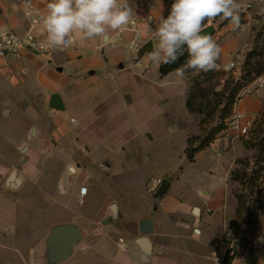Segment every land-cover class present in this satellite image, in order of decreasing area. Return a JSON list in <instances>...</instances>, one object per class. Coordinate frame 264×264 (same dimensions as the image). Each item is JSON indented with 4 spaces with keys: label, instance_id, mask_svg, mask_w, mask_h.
<instances>
[{
    "label": "crops",
    "instance_id": "0c3cea01",
    "mask_svg": "<svg viewBox=\"0 0 264 264\" xmlns=\"http://www.w3.org/2000/svg\"><path fill=\"white\" fill-rule=\"evenodd\" d=\"M26 2L0 0V26L20 36L32 32L46 43L42 24L34 28L25 16ZM173 3L130 0L133 17L141 22L124 32L121 44L113 42L110 30L101 37L77 36L68 48L60 47L48 56L26 53L21 59L0 58V93L34 119L26 138L15 147L16 161L9 164L10 159L0 154V188L20 190L27 182L37 185L41 178L53 181V190H39L47 208L29 207L33 212L22 230L17 223L0 228V264H224L237 209L229 184L237 152L232 148L240 147V138L222 134L195 155L193 162L206 161L207 151L216 158L195 199L173 194V181L164 195L156 197L151 188L159 177L154 179L151 173L144 174L140 191L133 182L137 162L149 160L143 156L144 147L160 135L158 124L188 131L184 154L199 125L187 108L188 73L182 78L175 71L162 76V63L128 50L134 39L158 43L159 16L167 17ZM237 3L252 6L249 13L240 12L243 30L252 32L264 21V0ZM47 4H40L43 15ZM150 15L152 20H148ZM242 45L235 39L225 42L221 48L227 56L224 66L235 62L229 57ZM262 92L264 88H257L254 94L241 95L234 110L258 115L264 106ZM53 95L61 97L64 110L51 108ZM27 97L35 102L24 100ZM13 98L20 99L15 102ZM4 113L9 117L11 111ZM261 206L256 264H264V179ZM143 221L153 222L150 253L136 244ZM59 226L76 227L81 238L65 259L51 260L48 240ZM217 227L223 229L220 237ZM119 237L129 242L128 252L118 247Z\"/></svg>",
    "mask_w": 264,
    "mask_h": 264
},
{
    "label": "rangeland",
    "instance_id": "374dc122",
    "mask_svg": "<svg viewBox=\"0 0 264 264\" xmlns=\"http://www.w3.org/2000/svg\"><path fill=\"white\" fill-rule=\"evenodd\" d=\"M255 17L259 20L262 18V16L258 14L255 15ZM208 23L209 22L206 21L205 25ZM211 23L215 29L217 28L218 30L217 34L215 31L212 38L221 48L229 39H235L239 44L243 45L229 57L238 64L241 71L239 75L226 71L224 60L227 56L222 53L216 62L217 68L214 71L196 72L191 69L187 70L189 91H193L197 98L195 108L196 110H203L205 113H195L197 122L200 124L201 120H203L207 114H213V119L210 124H208L207 128L214 127L221 122L222 109L225 103L230 99V94L234 89L239 88V95L237 98L244 94L249 95L257 92V81L259 77L256 78L255 76L257 70L264 68V21L259 26L254 27L252 32L243 30L245 21L242 19L241 26L236 30H233V26L229 20L220 17L215 18ZM225 26H228L226 28L227 31L218 34L219 30H222ZM249 54H251V56L247 64V56ZM262 75H264V73ZM13 99L17 102L20 98ZM24 100L33 103L35 99L27 97ZM262 101L264 103L263 92ZM26 105L28 106L30 104L27 102L25 106ZM7 109L11 111L9 117L4 113V110L6 111ZM230 116L225 119L224 123H226ZM33 120L32 115L25 111L22 106L18 109L15 108L8 103V97L2 92L0 93V154L10 159L9 164L16 161L18 154L16 153L15 147L26 138L29 128L33 125ZM157 126L160 135L155 136L144 147L143 156L148 157L149 160L147 163L141 161L137 162V166L132 173L133 182L136 184L138 191H140L144 174L146 172L151 173L154 175V179L159 177L160 180H167L170 184L173 181L174 186L171 189L173 194L185 195L186 200L191 198L195 199L198 196L199 188L205 184V179H208L207 176L209 173L207 169L216 162L215 156L211 151H207L204 155L206 161H188L184 154L186 144L184 137H186L188 131H186L185 128H166L165 125L161 126L160 124ZM256 128V135L259 133L260 129L264 131V124L261 123L260 119H258ZM200 135L201 129L200 125H198L195 134H191L190 138H195ZM221 135L222 133L219 136ZM241 143H239L240 147L236 146V148H232V150H236L237 152L234 153L235 160L231 167V173L239 172L240 174L237 178H233V175H231V182L229 183L230 190L235 197L241 193L248 195L249 200L256 209L261 206L262 181L256 185L251 182V178L256 168L259 166L256 164L258 151L246 148L244 144ZM14 167L15 165L13 164L10 169L13 170ZM52 182L50 178H41V180L37 182L38 186L33 182H27L20 190L0 188V228L6 225V223H17L19 224V229L22 230L26 225L27 218L33 212L29 207L42 206L47 208L49 204L43 200V195L39 190H53ZM72 196L74 197V195ZM241 227L242 230L246 228L244 225H241ZM222 231V227H217V234H219V237ZM230 234L227 246L230 244L231 240H237L236 244L239 246V257L242 258L241 260L244 264L248 250L245 246L242 247L240 245V239L234 232L230 231ZM249 238L251 239L252 236L250 235ZM6 243L11 244V240H6ZM219 250L223 252V247L221 246Z\"/></svg>",
    "mask_w": 264,
    "mask_h": 264
},
{
    "label": "clouds",
    "instance_id": "9594fccd",
    "mask_svg": "<svg viewBox=\"0 0 264 264\" xmlns=\"http://www.w3.org/2000/svg\"><path fill=\"white\" fill-rule=\"evenodd\" d=\"M27 0L25 6H29ZM241 5L237 0H174L167 18L159 16L155 29L158 43L147 53L152 63L173 64L184 54L188 59L175 69L183 77L189 69L214 71L222 49L209 34H202L211 21L229 20L233 30L241 26ZM135 15L130 0H49L41 17L50 46L65 47L81 39L101 37L127 25Z\"/></svg>",
    "mask_w": 264,
    "mask_h": 264
},
{
    "label": "trees",
    "instance_id": "16d2710c",
    "mask_svg": "<svg viewBox=\"0 0 264 264\" xmlns=\"http://www.w3.org/2000/svg\"><path fill=\"white\" fill-rule=\"evenodd\" d=\"M206 24V22H205ZM251 54L247 56V64ZM188 59V52L186 50L182 56L173 64H161L160 73L162 76H165L173 71L181 65L185 64ZM188 73V71H186ZM264 73V68L257 70L256 78L262 76ZM239 95V88H236L230 94V99L227 103H225L222 109L221 122L216 124L214 127L207 128L208 124H210L213 119V114H207L206 117L200 122L201 135L196 136L195 138H189L188 146L185 150V154L187 159L190 162L194 161L195 155L199 152L204 151L208 147H210L218 136L223 133L227 125L224 123L225 119L232 115L235 103L237 101V96ZM196 95L193 91H189L188 99H187V108L189 112L195 114H205L203 110H196L195 102ZM260 119L261 123L264 124V106L263 110L258 114L257 120L250 134L246 138H240L242 143L246 148L255 149L258 151L257 163L259 166L256 168V171L251 178V182L253 184H258L264 179V131L260 129L259 133L256 135L255 131L257 130L256 125ZM240 173H233L232 177H238ZM243 186L244 183L242 182ZM245 188V186H244ZM237 198V209H236V222L231 227V231L236 234V236L240 239V245L248 250V254L245 258L244 264H256L257 261V252L259 250V236H258V220L262 210V207L254 208V205L249 200L248 195L246 194H238ZM241 225H244L246 228L242 230ZM252 236L250 239L249 236ZM231 256L229 251L226 252L224 264L231 263Z\"/></svg>",
    "mask_w": 264,
    "mask_h": 264
},
{
    "label": "built area",
    "instance_id": "2783aa9c",
    "mask_svg": "<svg viewBox=\"0 0 264 264\" xmlns=\"http://www.w3.org/2000/svg\"><path fill=\"white\" fill-rule=\"evenodd\" d=\"M48 2L49 0H30L29 6L25 9V16L30 22L31 26L36 28L41 22V17L43 16L40 4L42 2ZM141 2H148L152 0H139ZM251 5L247 4L244 7L241 6L243 13H249L251 10ZM167 18V17H165ZM153 17L148 16V20H152ZM141 22V20L132 17L130 22L123 26L121 29L114 31L112 40L115 44L124 43V32L127 30H134L135 27ZM144 43L141 40L134 39L128 44V50L137 54L138 50ZM71 45V44H70ZM70 45L62 47L63 49L68 48ZM60 47L50 46L47 43L38 39L34 33L29 32L24 36H20L13 30L0 26V58H5L12 56L17 59H21L26 53L37 54L42 56H48ZM226 71L232 72L235 75L241 73L238 65L235 62H231L225 66ZM258 89L264 88V75L258 78ZM258 115H248L237 110H233L232 115L226 121L227 128L222 133L226 137L236 136L238 138H246L249 136L251 130L253 129ZM163 184V181L158 179L155 181L154 186L151 188L153 193H156L158 188ZM81 195L84 197L86 195V188L81 190ZM83 202V198H81ZM237 240H231L230 244L227 246V251L232 258L230 264H243L242 258L239 257V246ZM118 247L124 251L128 252L130 249L129 242L124 237H119L117 239Z\"/></svg>",
    "mask_w": 264,
    "mask_h": 264
},
{
    "label": "water",
    "instance_id": "95a60500",
    "mask_svg": "<svg viewBox=\"0 0 264 264\" xmlns=\"http://www.w3.org/2000/svg\"><path fill=\"white\" fill-rule=\"evenodd\" d=\"M208 25V24H207ZM202 34H209L213 35L216 31L215 27L212 25L207 27ZM153 42L148 41L144 43L140 49L138 50V56L147 55L148 52L153 50ZM50 106L56 110H64L65 106L61 100L59 95H53L51 98ZM171 184L167 180L163 182V184L158 188L157 192L155 193L156 197H161L164 195L170 188ZM113 211L116 215V207L113 205ZM194 212L198 214L199 210L195 208ZM153 230V222L152 221H143L140 223V232L142 236L136 240V244L145 252L150 253L151 243L148 238L149 234ZM81 234L80 231L74 226H59L56 227L49 240H48V247H49V257L51 260H63L67 257L75 244L80 240Z\"/></svg>",
    "mask_w": 264,
    "mask_h": 264
}]
</instances>
